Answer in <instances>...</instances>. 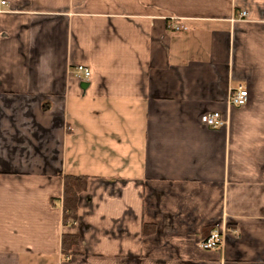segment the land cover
Segmentation results:
<instances>
[{
	"label": "crops",
	"instance_id": "obj_1",
	"mask_svg": "<svg viewBox=\"0 0 264 264\" xmlns=\"http://www.w3.org/2000/svg\"><path fill=\"white\" fill-rule=\"evenodd\" d=\"M0 264H264V0L0 5Z\"/></svg>",
	"mask_w": 264,
	"mask_h": 264
},
{
	"label": "built area",
	"instance_id": "obj_2",
	"mask_svg": "<svg viewBox=\"0 0 264 264\" xmlns=\"http://www.w3.org/2000/svg\"><path fill=\"white\" fill-rule=\"evenodd\" d=\"M6 0H0V5H4ZM245 13L242 12L240 16H244ZM176 30L184 29L183 26H174ZM76 72L78 74H83V76L88 77L90 75V70L82 65L76 66ZM248 98V93L246 89L241 86L230 90L228 102L232 106H241L246 103ZM200 122L207 127L217 128L224 124V119L222 115L217 111L205 112L200 116ZM222 243V237L220 232L214 230L211 231L207 236L199 241V246L202 249H212L217 250Z\"/></svg>",
	"mask_w": 264,
	"mask_h": 264
},
{
	"label": "trees",
	"instance_id": "obj_3",
	"mask_svg": "<svg viewBox=\"0 0 264 264\" xmlns=\"http://www.w3.org/2000/svg\"><path fill=\"white\" fill-rule=\"evenodd\" d=\"M87 176L65 174L63 176L62 210L64 224H73L78 216V195L86 188ZM146 230V225H145ZM77 242L74 233H64L61 239V248L64 254L70 252Z\"/></svg>",
	"mask_w": 264,
	"mask_h": 264
},
{
	"label": "rangeland",
	"instance_id": "obj_4",
	"mask_svg": "<svg viewBox=\"0 0 264 264\" xmlns=\"http://www.w3.org/2000/svg\"><path fill=\"white\" fill-rule=\"evenodd\" d=\"M74 223H75V222H74ZM74 223H73V224H74ZM73 224H70V225H73Z\"/></svg>",
	"mask_w": 264,
	"mask_h": 264
}]
</instances>
